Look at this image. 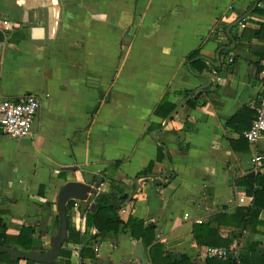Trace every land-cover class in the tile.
<instances>
[{"label": "crops", "instance_id": "0c3cea01", "mask_svg": "<svg viewBox=\"0 0 264 264\" xmlns=\"http://www.w3.org/2000/svg\"><path fill=\"white\" fill-rule=\"evenodd\" d=\"M0 33V101L40 102L29 136H0L7 235L32 226L34 252L48 251L57 196L71 182L95 193L66 217L94 235L80 209L93 210L94 195L111 194L115 180L128 197L119 218L150 226L164 257L205 264L198 224L217 227L223 240L236 234L230 248L239 255L252 243L264 254V226L253 233L223 223L252 204L243 182L264 175V138L242 137L260 92L264 0H0ZM254 156L263 157L257 166ZM136 244L153 264L151 246L129 230L106 234L92 260L68 245L70 264H140Z\"/></svg>", "mask_w": 264, "mask_h": 264}, {"label": "trees", "instance_id": "16d2710c", "mask_svg": "<svg viewBox=\"0 0 264 264\" xmlns=\"http://www.w3.org/2000/svg\"><path fill=\"white\" fill-rule=\"evenodd\" d=\"M3 33H0V42L3 39ZM192 92H186V96ZM151 172L146 169L142 172L141 177ZM98 180V179H97ZM99 180H102L99 178ZM101 183V182H97ZM98 184V185H99ZM112 193L101 195L96 202L93 210L82 207L80 209L81 215L85 219L86 228H95L96 233L89 235L87 232L81 234L76 231L69 222L67 217V231L68 237L66 243L60 251L59 259L62 264H70L71 252L68 250V245H81L79 250V259L92 260L95 256V245L100 243L106 234L110 232H118L119 230H129L132 239L141 241L144 247H150L149 258L153 264H157L160 259L162 264H191L187 257L181 255H167L163 256V245L159 243L152 244L154 241V231L150 226L143 227V220L130 217L127 222H123L119 216L118 211L123 202L127 200L124 185L119 181L110 182ZM247 196L253 197L252 204L249 207L237 208L233 216L224 218L223 223L226 225H233L240 228L241 231H251L255 233L256 226H264V222L259 221L258 217L262 210H264V175L257 174L243 182ZM116 192H120L121 196L117 197ZM73 200L66 205V214L69 213ZM48 204V203H47ZM46 204V205H47ZM218 216H211V225L213 223H221L217 220ZM217 220V221H216ZM58 224V218L56 219ZM35 229L32 226L21 227L17 236H9L6 234L4 225L0 220V247L11 248L22 254H36L34 252V234ZM194 239L208 247H224L229 251V256L225 260L215 258L206 259L205 264H264V254L256 243L249 244L247 250L239 255L237 253L238 262L233 258L235 248H230L233 243L232 239L237 238L236 234L232 238L223 240L218 236L217 227H210L209 224H198L193 228ZM39 253H43L42 251ZM58 259V260H59ZM20 260L12 259L7 253H0V264H18ZM25 264H37L32 261H25ZM57 264L58 263L57 261Z\"/></svg>", "mask_w": 264, "mask_h": 264}, {"label": "built area", "instance_id": "2783aa9c", "mask_svg": "<svg viewBox=\"0 0 264 264\" xmlns=\"http://www.w3.org/2000/svg\"><path fill=\"white\" fill-rule=\"evenodd\" d=\"M262 59L261 68V85L259 96L256 103L252 106L254 118L249 130L242 133V137L249 143L264 138V38L261 43ZM40 102L34 95L25 96L22 100H1L0 101V136L23 138L29 136L35 117L39 111ZM263 160L262 156H254L251 160L257 166ZM98 192L94 195L96 198ZM93 198L89 205L94 206L96 201ZM240 202L243 200L240 199ZM187 217V216H185ZM236 259L237 252L233 254ZM229 252L220 247H206L204 249V258L225 260Z\"/></svg>", "mask_w": 264, "mask_h": 264}, {"label": "water", "instance_id": "95a60500", "mask_svg": "<svg viewBox=\"0 0 264 264\" xmlns=\"http://www.w3.org/2000/svg\"><path fill=\"white\" fill-rule=\"evenodd\" d=\"M218 60V55L216 56ZM208 62L211 61L206 60ZM219 64L212 63V66L216 67ZM189 96L187 100L183 101L165 120V125L173 117L174 114L180 109V107L192 98ZM195 97H198L197 95ZM95 193L90 184H83L77 182H71L66 184L58 193L56 201V210L58 216V230L56 235L51 239L50 248L45 253L38 254H22L11 248L0 247V253H7L12 259H18L23 261H32L37 264H57L60 251L66 243L68 237L67 231V217H66V205L69 201H86L89 194ZM134 256L140 261V264H147L140 244H136Z\"/></svg>", "mask_w": 264, "mask_h": 264}]
</instances>
